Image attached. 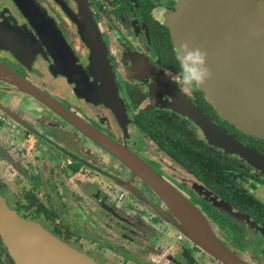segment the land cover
<instances>
[{
  "label": "flooded vegetation",
  "instance_id": "1",
  "mask_svg": "<svg viewBox=\"0 0 264 264\" xmlns=\"http://www.w3.org/2000/svg\"><path fill=\"white\" fill-rule=\"evenodd\" d=\"M180 4L0 0V62L62 111L130 149L202 212L227 247L249 264H262L252 252L264 259V169L209 140L151 76L155 70L174 81L216 123L264 154V139L223 118L200 85L187 90L179 83L168 17ZM0 190L22 216L41 221L100 264H226L184 234L160 195L123 161L57 108L3 77ZM85 202L94 207L93 220ZM147 204L161 213L149 212ZM150 224L190 242H155ZM106 247L121 261L105 258Z\"/></svg>",
  "mask_w": 264,
  "mask_h": 264
},
{
  "label": "water",
  "instance_id": "2",
  "mask_svg": "<svg viewBox=\"0 0 264 264\" xmlns=\"http://www.w3.org/2000/svg\"><path fill=\"white\" fill-rule=\"evenodd\" d=\"M168 25L177 43L186 41L206 51L211 76L201 85L220 115L264 139V0H181L178 10L169 15ZM100 55L98 49L97 58ZM151 76L171 98L174 108L199 125L209 140L264 169V154L216 123L174 81L155 70ZM0 77L16 82L57 108L123 161L160 195L175 223L200 247L226 264H249L216 236L209 221L190 200L130 149L62 111L2 62ZM110 97V91L103 92L105 102ZM0 236L16 264H99L39 223L20 217L1 196Z\"/></svg>",
  "mask_w": 264,
  "mask_h": 264
},
{
  "label": "rangeland",
  "instance_id": "3",
  "mask_svg": "<svg viewBox=\"0 0 264 264\" xmlns=\"http://www.w3.org/2000/svg\"><path fill=\"white\" fill-rule=\"evenodd\" d=\"M172 28V27H171ZM175 41V40H174ZM175 43H177L176 41H175ZM201 86V88H202V85H200ZM203 89V88H202ZM207 94V93H206ZM155 162H157V163H159V166H160V169H162L163 167H162V165L160 164V161H161V159L160 158H156V157H154V159H153ZM28 185H30V184H28ZM106 187H107V185H106ZM134 192V191H133ZM135 194L134 193H132V192H130L129 191V193H128V196L132 199L133 197H135L134 196ZM0 196L1 197H3V199L5 200V204L12 210V211H15L20 217H22V218H25V219H27L26 217H24V216H22L19 212H18V209H16L17 208V206L16 205H14L13 204V206L12 205H10L9 203H8V201H7V199H6V197L3 195V192H2V190H0ZM138 200L140 201V203H143L144 204V201H142V197L141 198H138ZM138 205H139V202H138ZM82 206V205H81ZM14 207H16V208H14ZM149 204H147V205H145L144 206V208L146 209V210H148L149 212L151 211V209H149ZM82 208H86L87 209V214H88V216H89V218L91 219V220H93V215L95 214V212H93V206H91L90 207V205H87L86 204V202L84 203V205L82 206ZM123 208V210H125L127 207H122ZM152 208V207H151ZM151 212H153L154 214H159V213H161V211L159 210V209H154V208H152V211ZM66 216V215H65ZM67 217V216H66ZM143 219V218H142ZM27 220H30V219H27ZM73 221V223L75 224V225H80L79 227L81 228V231L82 232H86V233H89L90 231H89V229H87V228H85L84 227V225H82V221L81 220H79V219H77V218H73V219H70V221ZM144 220V222L145 223H147V224H149L151 221H149V220H147V219H143ZM30 221H34V222H36V223H39L40 225H42V227L44 228V229H46L48 232H50L51 234H53L49 229H47L44 225H43V223H41V221H36V220H30ZM150 227H151V230H152V233H153V235H154V241L156 242L157 241V239H161V237H163L164 239H163V241L164 242H166V241H168L170 244H172V245H179V244H186V242L188 243V242H190L189 241V239L187 238V236L185 235V238L183 239V240H180V239H178V231H173V230H169L168 232L167 231H163L162 229H160V228H158V227H156V226H153L152 224H150ZM116 230L115 229H113V230H109V229H105V232L107 233V234H109V235H113V233L115 232ZM53 235H55V234H53ZM56 236V235H55ZM56 237H58V236H56ZM60 240H62L64 243H66V244H68L69 246H71V247H73V248H75V249H77L78 251H81V252H83V253H86L85 251H83V250H81V249H78V248H76V247H74L72 244H70V243H68V242H66V241H64L62 238H60V237H58ZM85 239H88V237H86ZM162 241V242H163ZM4 246L7 248V251H8V247H7V245H6V243L4 244ZM247 247H249L250 248V246H247ZM248 248V249H249ZM88 256H90V257H92L95 261H97L92 255H89L88 253H86ZM102 255L105 257V258H110V260L111 261H113V260H116L117 262H119V261H121V258L119 257V256H116L115 254H114V252H112L111 250H110V248L109 247H106V248H104L103 249V252H102ZM252 259H255V260H257V261H260L262 264H264V259L260 256V254H257V253H253L252 252ZM165 261H167V262H169V260H167V259H165ZM98 262V261H97ZM99 263V262H98ZM100 264V263H99Z\"/></svg>",
  "mask_w": 264,
  "mask_h": 264
},
{
  "label": "clouds",
  "instance_id": "4",
  "mask_svg": "<svg viewBox=\"0 0 264 264\" xmlns=\"http://www.w3.org/2000/svg\"><path fill=\"white\" fill-rule=\"evenodd\" d=\"M175 67L180 77L179 83L187 90L201 85L211 76L203 49L190 46L188 42L176 43L173 47Z\"/></svg>",
  "mask_w": 264,
  "mask_h": 264
},
{
  "label": "trees",
  "instance_id": "5",
  "mask_svg": "<svg viewBox=\"0 0 264 264\" xmlns=\"http://www.w3.org/2000/svg\"><path fill=\"white\" fill-rule=\"evenodd\" d=\"M188 144V143H187ZM189 160L194 163L193 161V154L188 157ZM0 264H16L14 259L11 257L9 252L7 251V248L4 246V243L2 241V238L0 236Z\"/></svg>",
  "mask_w": 264,
  "mask_h": 264
}]
</instances>
